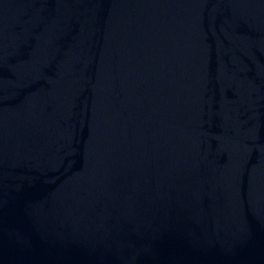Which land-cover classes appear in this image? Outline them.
Returning <instances> with one entry per match:
<instances>
[{
  "label": "water",
  "instance_id": "1",
  "mask_svg": "<svg viewBox=\"0 0 264 264\" xmlns=\"http://www.w3.org/2000/svg\"><path fill=\"white\" fill-rule=\"evenodd\" d=\"M0 264H264V0H0Z\"/></svg>",
  "mask_w": 264,
  "mask_h": 264
}]
</instances>
